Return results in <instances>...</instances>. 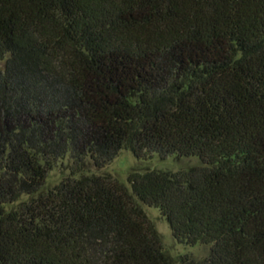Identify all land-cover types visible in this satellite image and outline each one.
Masks as SVG:
<instances>
[{"label": "trees", "instance_id": "16d2710c", "mask_svg": "<svg viewBox=\"0 0 264 264\" xmlns=\"http://www.w3.org/2000/svg\"><path fill=\"white\" fill-rule=\"evenodd\" d=\"M0 62V264H174L142 204L264 264V0H0ZM122 150L199 164L87 168Z\"/></svg>", "mask_w": 264, "mask_h": 264}, {"label": "rangeland", "instance_id": "374dc122", "mask_svg": "<svg viewBox=\"0 0 264 264\" xmlns=\"http://www.w3.org/2000/svg\"><path fill=\"white\" fill-rule=\"evenodd\" d=\"M2 65L3 62H0V66ZM198 164L199 160L196 157H178L171 155L160 158L154 155L147 159H137L129 150H122L103 168L95 169L89 166L87 168L96 173L111 174L129 187L127 176L132 171L144 172L145 170H162L174 172ZM63 175L64 173L60 166L55 167L49 172L45 187H51L57 184ZM142 208L161 238L164 253L171 258L174 264H178L179 258L183 255L195 259H202L208 256L209 245H184L178 243L173 238L166 220L156 207L142 204Z\"/></svg>", "mask_w": 264, "mask_h": 264}]
</instances>
